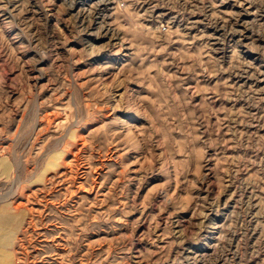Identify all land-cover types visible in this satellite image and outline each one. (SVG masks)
Listing matches in <instances>:
<instances>
[{"label":"rangeland","instance_id":"1","mask_svg":"<svg viewBox=\"0 0 264 264\" xmlns=\"http://www.w3.org/2000/svg\"><path fill=\"white\" fill-rule=\"evenodd\" d=\"M2 209L12 264H264V0H0Z\"/></svg>","mask_w":264,"mask_h":264},{"label":"bare ground","instance_id":"2","mask_svg":"<svg viewBox=\"0 0 264 264\" xmlns=\"http://www.w3.org/2000/svg\"><path fill=\"white\" fill-rule=\"evenodd\" d=\"M0 211V263L12 264V254L5 253V248L11 245L12 239L16 233L15 224L18 222L17 216Z\"/></svg>","mask_w":264,"mask_h":264}]
</instances>
